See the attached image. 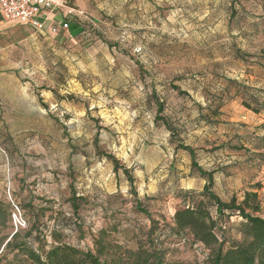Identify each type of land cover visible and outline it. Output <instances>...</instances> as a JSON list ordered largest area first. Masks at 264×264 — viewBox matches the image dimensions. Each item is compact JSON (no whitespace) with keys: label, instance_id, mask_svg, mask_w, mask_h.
<instances>
[{"label":"rangeland","instance_id":"rangeland-1","mask_svg":"<svg viewBox=\"0 0 264 264\" xmlns=\"http://www.w3.org/2000/svg\"><path fill=\"white\" fill-rule=\"evenodd\" d=\"M67 7L75 11L70 31L59 36L6 23L0 201L18 206L27 226L0 227V264L13 261L5 249L11 236L34 223L26 206L43 200L53 208L41 221L48 236L63 230L67 243L88 249L108 230L129 250L158 239L168 260L204 264L210 251L189 234L161 236L192 204L185 192L195 196L206 184L178 146L194 148L198 164L214 172L222 201L257 193L264 218V113L244 106L264 101V0H69ZM156 100L178 137L156 123ZM98 149L132 171L137 197ZM72 190L88 200L79 229L64 203ZM243 222H224L227 246L243 241Z\"/></svg>","mask_w":264,"mask_h":264},{"label":"trees","instance_id":"trees-1","mask_svg":"<svg viewBox=\"0 0 264 264\" xmlns=\"http://www.w3.org/2000/svg\"><path fill=\"white\" fill-rule=\"evenodd\" d=\"M174 89L178 90L177 87ZM179 93L182 96H188L186 92L179 90ZM244 106L254 114L264 113L263 100H259L255 107L248 103ZM156 108V123L166 127L172 137H178L179 132L176 126L163 115L164 103L156 100ZM213 115L217 117L218 111L215 110ZM202 117L210 121L208 116L202 115ZM97 141L96 138V147ZM178 148L189 153L192 170L204 179L206 184L203 192L195 196L193 192H185L186 198L192 196V204L182 206L175 212L172 224L165 226L161 236L179 238L184 234H189L194 243L210 251L204 264H264V218L258 216L262 211L258 194L246 193L240 203L235 197L230 202L222 201L214 192V172L207 171L198 164L194 148L181 143ZM98 156L112 163L115 174L123 173L130 184L131 192L137 197L132 171L122 165L112 154L101 152L98 149ZM196 198L200 199L196 200ZM64 203L72 209L73 227L79 229L81 219L78 215L87 205V198L79 196L76 190H72L71 197L64 199ZM50 205H52L51 202L43 200L42 205L36 206L29 203L26 206L25 209L31 214L34 223L24 235H22L23 232L17 231L7 242L5 249L14 254L11 264H186L168 260L158 239H151L149 246L140 245L137 250L133 251L112 240L113 232L108 230H100L93 238L92 248L88 249L67 243L63 230L54 229L49 232L48 236L44 230L45 225L41 221L48 211H53ZM137 209L147 215L154 226L157 224L141 204H137ZM12 211L13 208L11 209L10 205L0 201V227L2 229H8L9 224L12 223ZM22 215L27 221L23 213ZM235 216L244 221L240 225L243 241L233 242L227 246V240L222 239L220 234L222 225L226 220ZM155 231V227H152L150 235Z\"/></svg>","mask_w":264,"mask_h":264},{"label":"built area","instance_id":"built-area-1","mask_svg":"<svg viewBox=\"0 0 264 264\" xmlns=\"http://www.w3.org/2000/svg\"><path fill=\"white\" fill-rule=\"evenodd\" d=\"M68 0H0V15L8 23L25 24L37 32L48 31L53 35L70 31L67 21L56 22L55 15L67 5ZM12 202V199L10 197ZM12 223L16 230L23 229L27 223L21 210L13 202Z\"/></svg>","mask_w":264,"mask_h":264},{"label":"crops","instance_id":"crops-1","mask_svg":"<svg viewBox=\"0 0 264 264\" xmlns=\"http://www.w3.org/2000/svg\"><path fill=\"white\" fill-rule=\"evenodd\" d=\"M74 12H75L74 10H72L70 7H67V5H66L65 7L61 8L56 13L54 18H55L56 22H62V21L70 22V19H71L72 15H74ZM6 23H8V22H6L3 18V16L0 15V65H2L1 64L2 60H5V58H6V51L11 48L9 40H8V36L6 34ZM14 24H19V25L31 28L30 26L25 25V24H20V23H14ZM73 26L74 25H72V27ZM31 29L34 30L33 28H31ZM75 29L78 30V32L81 31V27L78 24H76ZM34 31H36V30H34ZM40 33L49 34L51 36L61 35V34L53 35V34L48 33V31H44V32H40ZM7 70L8 69L5 68V66H0V80L5 79L6 77L10 78L9 74H7V72H6ZM0 93L4 94L5 90L3 88H1Z\"/></svg>","mask_w":264,"mask_h":264}]
</instances>
